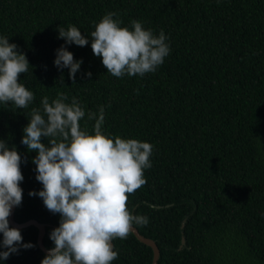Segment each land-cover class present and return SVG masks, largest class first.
<instances>
[{
  "label": "trees",
  "instance_id": "16d2710c",
  "mask_svg": "<svg viewBox=\"0 0 264 264\" xmlns=\"http://www.w3.org/2000/svg\"><path fill=\"white\" fill-rule=\"evenodd\" d=\"M109 12L129 30L133 20L156 36L163 30L170 54L154 73L117 78L93 54L91 33ZM69 25L86 46L58 38ZM0 37L26 55L30 68L19 83L34 94L25 109L0 103V140L21 156L24 177L15 219L48 224L47 248L61 217L29 196L43 185L32 162L37 152L21 141L32 109L43 112L42 99L52 103L62 93L85 111L81 130L94 135L88 117L103 108L104 136L153 145L147 183L127 207L148 217L134 226L157 242L158 264H264V0H0ZM61 46L82 60L74 81L54 64ZM41 142L48 146V138ZM18 229L35 247L18 246L0 264H41L47 253L38 227ZM113 243L111 264H153V248L133 232Z\"/></svg>",
  "mask_w": 264,
  "mask_h": 264
},
{
  "label": "clouds",
  "instance_id": "9594fccd",
  "mask_svg": "<svg viewBox=\"0 0 264 264\" xmlns=\"http://www.w3.org/2000/svg\"><path fill=\"white\" fill-rule=\"evenodd\" d=\"M107 13L91 33V49L102 58L107 72L117 78L125 75L143 77L154 73L170 54L168 37L163 30L159 35L145 30L140 21H131L132 30L121 27ZM59 37L67 44L86 46L89 41L74 25L58 29ZM55 66L69 69L74 81L82 60L75 61L64 46L57 50ZM30 68L26 55L17 51V45L0 37V103L11 102L17 109H25L33 102L34 94L19 76ZM90 77L91 73H87ZM59 94L49 103L41 101L43 112L33 108L29 123L23 129L21 143L29 151H36V179L43 185L41 191H30L29 196L42 198L47 210L59 214V227L52 230L50 239L54 247L48 250L41 264H111L118 258L112 241L125 240L134 225L146 226L148 217L134 215L127 207L130 194L146 185L144 170L150 169L153 145L136 139L108 138L102 134L104 110L95 119L94 135L81 130L80 120L85 111L75 97ZM48 138V146L41 142ZM21 156L13 147L0 140V233L3 235L0 259L7 260L19 247H35L23 243L18 228L9 226V216L14 206L22 203L23 181ZM19 246V247H18Z\"/></svg>",
  "mask_w": 264,
  "mask_h": 264
},
{
  "label": "water",
  "instance_id": "95a60500",
  "mask_svg": "<svg viewBox=\"0 0 264 264\" xmlns=\"http://www.w3.org/2000/svg\"><path fill=\"white\" fill-rule=\"evenodd\" d=\"M15 212H16V206H14L12 208V210H11V215L9 216L10 223L14 227H17V228H24V227H28V226H31V225L37 226L38 229H39L38 244H39L40 248L45 253H48V250L50 248H47L46 245L44 244V237H45V233H46V226L48 224L41 223L40 221H38L36 219H31V220H28V221H25V222H21L20 223V222L16 221V219H15ZM185 222H186V219L182 223V228L185 226ZM133 233L137 236V238L140 241L146 243L147 245H149V246H151L153 248V252H154V255H153V264H158L159 258H160V248H159L157 242L154 239H152V238H148V237L142 235L140 233L139 229L136 226H134ZM185 243H186V237L183 236L182 237L181 247H183ZM112 244L114 245L113 241H112Z\"/></svg>",
  "mask_w": 264,
  "mask_h": 264
}]
</instances>
